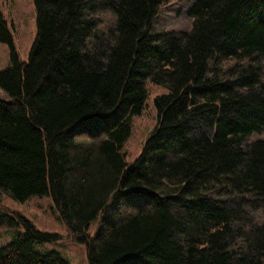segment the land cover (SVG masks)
<instances>
[{
  "label": "trees",
  "instance_id": "trees-1",
  "mask_svg": "<svg viewBox=\"0 0 264 264\" xmlns=\"http://www.w3.org/2000/svg\"><path fill=\"white\" fill-rule=\"evenodd\" d=\"M32 1L25 62L0 12V192L49 197L88 264H264V0H195L189 32L153 31L170 0ZM146 79L168 93L128 165ZM4 225L0 264H69L35 249L59 234L0 206Z\"/></svg>",
  "mask_w": 264,
  "mask_h": 264
},
{
  "label": "rangeland",
  "instance_id": "rangeland-1",
  "mask_svg": "<svg viewBox=\"0 0 264 264\" xmlns=\"http://www.w3.org/2000/svg\"><path fill=\"white\" fill-rule=\"evenodd\" d=\"M195 0H170L160 7L159 14L153 24L154 32H189L192 29L193 19L189 11ZM0 12L6 21L13 36L14 45L20 59L25 62L29 49L36 35L35 6L32 0H0ZM102 29L113 24L111 13L106 12L98 16ZM232 66L234 63H226ZM246 64V63H243ZM9 65V48L0 43V71ZM264 80V67L262 70ZM144 86L147 91L145 106L140 115L131 118V135L124 143L122 153L125 162L130 165L139 156L143 145L150 133L157 125L154 99L159 95L168 93V89L162 85H154L146 79ZM0 98L9 101V96L0 89ZM256 141H264L263 134H252L246 141L250 144ZM0 206L2 209L16 212L39 229L40 231L57 233L60 239L53 243L35 245L36 251L46 253L56 251L69 264H88L85 246L76 242L70 235L68 228L58 219L49 197L32 196L24 202L14 201L6 193L0 192ZM99 218L90 224L88 234L94 236L97 233ZM22 232L21 227H0V247L8 245L16 235Z\"/></svg>",
  "mask_w": 264,
  "mask_h": 264
}]
</instances>
